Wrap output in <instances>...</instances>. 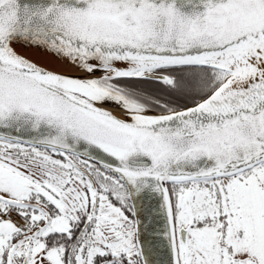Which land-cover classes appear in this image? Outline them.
Instances as JSON below:
<instances>
[{
    "label": "snow or ice",
    "instance_id": "1",
    "mask_svg": "<svg viewBox=\"0 0 264 264\" xmlns=\"http://www.w3.org/2000/svg\"><path fill=\"white\" fill-rule=\"evenodd\" d=\"M0 264H264V0H0Z\"/></svg>",
    "mask_w": 264,
    "mask_h": 264
},
{
    "label": "bare ground",
    "instance_id": "2",
    "mask_svg": "<svg viewBox=\"0 0 264 264\" xmlns=\"http://www.w3.org/2000/svg\"><path fill=\"white\" fill-rule=\"evenodd\" d=\"M31 58H33V59H37L38 62H39V58H38L37 56H32ZM70 74H79V73L72 72V73H70Z\"/></svg>",
    "mask_w": 264,
    "mask_h": 264
},
{
    "label": "water",
    "instance_id": "3",
    "mask_svg": "<svg viewBox=\"0 0 264 264\" xmlns=\"http://www.w3.org/2000/svg\"><path fill=\"white\" fill-rule=\"evenodd\" d=\"M74 75H77V74H74ZM118 114V113H117Z\"/></svg>",
    "mask_w": 264,
    "mask_h": 264
}]
</instances>
